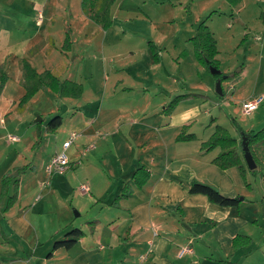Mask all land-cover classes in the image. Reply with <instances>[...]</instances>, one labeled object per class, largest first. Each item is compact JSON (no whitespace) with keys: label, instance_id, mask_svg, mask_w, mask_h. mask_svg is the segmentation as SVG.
<instances>
[{"label":"crops","instance_id":"crops-1","mask_svg":"<svg viewBox=\"0 0 264 264\" xmlns=\"http://www.w3.org/2000/svg\"><path fill=\"white\" fill-rule=\"evenodd\" d=\"M81 1L0 0V67L7 75L0 93V153L8 150L16 156L14 160L36 161L41 156L37 153L45 150V144L41 150L38 146L32 149L38 128L42 142L50 134L44 117L39 127V121L31 119L37 114L71 113L57 130L71 129L40 159L41 170L29 177L25 187L24 176L23 180L20 177L15 201L5 211L0 206V264H264V196L256 197L253 188L247 187L250 191L239 197L238 186L243 182L236 167L221 169L212 162L218 147L207 152L201 149L213 131L200 136L195 126L209 112L203 106L211 87L193 45L189 49L187 43L181 54L185 55L183 62L195 66L197 81L177 79L168 72L165 77L171 85L161 86L158 78L119 72L135 54L152 58L150 48L133 51L134 45L117 40L125 36L112 40L114 20L95 40L93 35L102 28L82 11ZM116 1L110 6V18L115 5V14L125 11ZM260 17L264 20V11ZM209 29L214 36V27ZM253 39L261 41L260 52H264V25ZM117 57L125 60L117 62ZM96 60L104 66L97 85L103 87L101 91L88 83L93 80ZM23 61L39 74L49 70L60 81L81 84V93L61 96L43 85L18 110L25 94ZM84 62L86 68L72 69ZM251 66L247 64L233 79L240 86L241 103L264 94L259 85L264 58L254 77ZM251 77L252 81L255 78L252 90L245 89ZM138 83L146 91L149 86L157 88L161 99L156 95L142 106L134 104L133 94L140 96L133 89L141 88ZM185 93L202 96L180 100L165 111L171 97ZM183 126L195 134L194 139H176ZM73 132L76 137L67 149L71 167L55 182L46 166ZM11 135L16 139L10 140ZM14 160L8 171L18 167ZM141 166L149 177L138 187L132 173ZM260 172L264 191V169ZM192 180L240 201L236 206H222L204 194L190 193ZM77 183L85 184L87 190L75 188ZM124 186L128 187L125 193ZM12 192L9 185L8 194ZM53 193L58 197L55 202ZM239 235L250 242L235 247L233 240ZM183 248L190 251L180 252Z\"/></svg>","mask_w":264,"mask_h":264},{"label":"rangeland","instance_id":"rangeland-1","mask_svg":"<svg viewBox=\"0 0 264 264\" xmlns=\"http://www.w3.org/2000/svg\"><path fill=\"white\" fill-rule=\"evenodd\" d=\"M117 2L122 3L123 9L125 11L120 12L118 15L114 13V8L117 5L112 8L113 16L111 19L112 21L114 20L115 25H113L114 28L111 30L113 33H110L111 39L116 40V37L125 36V38H118L117 40L122 42L125 40V42L127 41L128 44L134 45L135 47L130 48L133 51H136L135 49L142 47L144 49L148 46L152 53V58L150 57L151 59L147 58L145 55H140L141 53L129 57L130 59H127L123 63L125 68L120 69L119 72H127L133 76L142 75L144 77L147 76L148 78H158V80L161 82V86L171 85V80L166 79L165 77L168 72L174 74L177 79L189 77L191 81H197L198 76L195 74V66H190L187 63V60L183 62L182 60L184 59L185 55L181 53L185 51V48H187V43L188 48L190 49L192 44L189 43L188 38L195 34L200 22L205 21L209 28L214 27L215 34L213 33L214 36H212L217 49L215 59L218 64V69L222 72V76H225L226 73L228 74L233 72L238 67H242L243 69L247 64L252 65V76H256L257 71L259 70L258 66L260 64V58H264V52H260L261 41L254 40L253 36L255 34L259 35L261 27L264 25V20L260 17L262 11H264V0H244V7H242V1H239L240 3L238 4H233L229 0H117L116 3ZM240 8L241 13H239ZM139 9L142 12H140ZM146 13H148L147 17H145ZM140 14L143 17L140 16ZM239 16L241 20L239 19ZM197 19H199V21H197ZM105 30L106 29H101L100 33L97 32L94 34L93 36L95 40H99L102 32ZM122 31H125V35H123ZM153 51L155 52L154 55ZM170 53H172V55L175 57L173 61L170 60ZM117 58V62H122L125 60V58H123V60L119 57ZM99 61L102 60H96L94 62L92 75L93 80L88 83L93 84L95 90L99 88V91H101L103 87H98L97 85H100L101 83L104 66L100 65ZM84 63L85 65H80L78 66L79 68H75L74 65L72 69L76 70L82 67L86 68L87 64L86 62ZM118 66L120 67L121 65L119 64ZM201 66H203V64H201ZM107 67L108 65L105 67V71L107 70ZM110 68H112V63H109V69ZM204 70L205 79L210 84L211 89L208 92L209 96L205 100L207 104L205 103V106L203 107L209 112L207 116H205L201 122L197 124L198 126H195L197 133L200 136L203 134L204 137H207L208 134L214 130L215 126L219 124L226 127L232 136L238 137L240 140V132L251 130L258 131L261 129L264 125V101L256 111L244 114L242 112L240 102L242 98L240 94L242 93H240V86H236V84H234L235 79H224L222 81L224 93L223 95L218 96L215 92L216 78L214 74H212L209 68H207L205 65ZM111 72H115V69ZM74 75H76V73ZM254 81H252L251 77V82L246 84L245 89L252 90V82L254 84ZM138 84L141 87L139 90H136L138 87H133L134 91L140 93V96L139 94H133L131 97V99L134 101V104L142 106L147 100L156 99V95H159L158 100L161 99V92L157 91V88H153L151 90V87L149 86L147 87L148 90L146 91V89L144 90L142 84ZM259 85L262 87L261 91H264V69L261 74ZM177 86L178 84L175 83L174 87ZM143 91H145L146 94H143ZM97 92L98 91H96V93ZM145 95L146 98L144 97V99L142 96ZM263 95H261L262 99L264 98ZM176 96L177 94L170 98L171 103H173V100L176 98ZM55 115L61 116L62 122L66 123V118L70 117L71 113L65 111L53 113L51 115H47L46 113L42 115L37 114L31 119V122L35 121L36 119L41 122L39 118L44 117L47 124V121ZM36 126H38V122L36 123ZM23 128L24 127H22V130ZM57 129L55 131H50V135H47L43 142L41 137L38 147H40L39 150H41L45 144V150L39 151L37 153V155L40 154L41 156H39L36 161L30 162L29 159L19 161L14 160L16 156L8 150L0 153V192L2 187L1 172L4 173L11 165L13 160L16 161L15 163L18 167H21L20 169H23L20 177L21 180H23L22 178L24 176V187L28 183L29 177H31L32 174L38 172V169L41 170L40 159L43 157V155H45V153H51L54 147L58 143H61L62 136L67 134L69 129H71V126H67V128L63 131H58ZM47 141L49 142V147H46ZM217 147H214L209 151L213 149L217 150L219 148ZM15 154L17 155L19 153L15 152ZM257 154L261 156L262 159H264V144L258 145ZM240 156L243 159L241 151ZM28 163H30V165ZM236 169L238 171L240 180L243 182L242 185L240 184L238 186V189L242 191L239 197H242L246 191H250L246 190L247 187L253 188V193L256 195V197H261L262 195L264 196V191L262 189V174L259 167L254 171H251L245 164L244 172L240 171L238 167H236ZM7 171L5 173H8L11 170L8 172ZM61 176H63V174L61 175L52 173L51 179H54L56 182V178ZM79 186L80 184L77 183L75 188L78 189ZM30 188L31 184L29 185L28 190H30ZM56 191L57 194L60 195L59 190ZM40 192L38 194H40ZM41 196H44L43 191L41 192ZM57 198V195L53 193V202H55V199L57 200ZM74 212L75 211H73V214L75 215ZM76 218L78 219L80 217L77 216Z\"/></svg>","mask_w":264,"mask_h":264},{"label":"trees","instance_id":"trees-1","mask_svg":"<svg viewBox=\"0 0 264 264\" xmlns=\"http://www.w3.org/2000/svg\"><path fill=\"white\" fill-rule=\"evenodd\" d=\"M114 1L115 0H82L81 9L90 19L100 25L102 29H107L112 24L109 9L110 6L114 3ZM229 1L233 4H237L240 0ZM189 41H191L193 45L194 55L199 62L204 64L207 68L215 67L216 69H218V64L215 59V55L217 53L215 41L213 39L210 29L205 24V21L200 22L195 34L191 38H189ZM154 54L155 52L153 51V55ZM21 68L23 70L25 94L21 97L20 101L18 102V110H22L26 102L43 85H47L52 91L59 93L61 96L67 94L71 95L72 97H75L78 96L82 91L81 84L68 80L60 81L49 70L39 74L33 68H31L30 65L25 61L22 62ZM241 70L242 67H238L233 72H230L228 74L226 73L224 78H222L221 71L218 74H215L214 76L216 80L219 79L222 82L224 79L236 78L241 72ZM6 80L7 75L3 67H0V93ZM223 93L224 92L222 91L221 95H223ZM217 95L219 96V94ZM199 96L202 95L198 93L179 94L176 96V98H174L173 103H171L170 101L167 105H165V111H171L176 105V103L180 100ZM41 122H38V127ZM61 123V116L55 115L51 117L46 124L47 131H55L61 125ZM187 130L188 127L183 126L176 139H194L195 134L188 133ZM240 134L246 137L249 150L253 156L254 161L256 162V168L259 167V169L263 170L264 159H262L261 156L257 154V147L260 144H264V125L258 131L251 130L240 132ZM40 140L41 133L38 128L36 140L32 146V149H35L38 146ZM240 144L241 139L237 141V139L228 132L227 128L217 124L209 138L206 141L202 142L201 149L203 152H207L210 149L218 146L220 151L216 155V157H214L212 162L221 169L236 166L240 171L244 172L245 162L240 156V151L242 153ZM20 168L21 167L13 168L8 173H5L1 178L2 187L0 192V206H2V209L4 211L12 205V203L17 197L20 175L23 172V169ZM255 169H252L251 171H254ZM148 177L149 171L144 166L137 168L132 173L133 182L138 187L142 186L146 182ZM11 184L13 186V192L11 195H9L8 187ZM122 190L125 193V191L128 190V187L124 186ZM189 192L204 194L211 202L222 206H236L240 201L239 197H227L221 194L214 186L197 180L191 181L189 186ZM250 240L251 239L246 236L239 235L234 238L233 243L235 247H238L248 244Z\"/></svg>","mask_w":264,"mask_h":264},{"label":"built area","instance_id":"built-area-1","mask_svg":"<svg viewBox=\"0 0 264 264\" xmlns=\"http://www.w3.org/2000/svg\"><path fill=\"white\" fill-rule=\"evenodd\" d=\"M261 99H262L261 97H255V98L243 101L241 103L242 112L244 114L245 113L248 114V113H251L254 110H256ZM75 137H76V133L75 132L71 133L69 138L62 143L61 149L52 155V157L49 160V163L46 166V172L48 175H52V173L64 174L71 167L70 160H69L68 155H67V149L71 145V143ZM9 139L15 140L16 137L11 135V136H9ZM89 147H91V146H89ZM80 190L86 191L87 186L85 184H81ZM183 251L189 252L190 249L189 248H183V249H181L180 252H183Z\"/></svg>","mask_w":264,"mask_h":264},{"label":"water","instance_id":"water-1","mask_svg":"<svg viewBox=\"0 0 264 264\" xmlns=\"http://www.w3.org/2000/svg\"><path fill=\"white\" fill-rule=\"evenodd\" d=\"M209 70L214 75L218 74L220 72V70L216 69L215 67H209ZM222 77L224 78L225 76H222ZM215 92H216V94H219V95H221V93H222L221 81L219 79L216 80V83H215ZM39 120H40V118H39ZM241 149H242V156H243V159H244L246 166L250 170L255 169L256 168V162L254 161L253 156L249 150V147H248V144L246 141V137L242 136V135H241ZM75 214H77V213L75 212Z\"/></svg>","mask_w":264,"mask_h":264}]
</instances>
